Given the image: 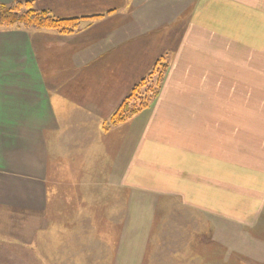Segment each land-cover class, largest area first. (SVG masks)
Wrapping results in <instances>:
<instances>
[{
  "label": "crops",
  "instance_id": "obj_1",
  "mask_svg": "<svg viewBox=\"0 0 264 264\" xmlns=\"http://www.w3.org/2000/svg\"><path fill=\"white\" fill-rule=\"evenodd\" d=\"M14 1L105 16L69 36L0 30V249L264 264V0ZM170 48L159 97L106 129Z\"/></svg>",
  "mask_w": 264,
  "mask_h": 264
},
{
  "label": "trees",
  "instance_id": "obj_2",
  "mask_svg": "<svg viewBox=\"0 0 264 264\" xmlns=\"http://www.w3.org/2000/svg\"><path fill=\"white\" fill-rule=\"evenodd\" d=\"M102 16L56 17L47 10L36 9L30 1H14L11 4L0 2V30L34 28L54 30L62 35H72L77 33L83 25L90 24ZM166 71L167 67L162 62H158L155 69L137 83L132 92L121 102L105 128L108 129L112 125L124 122L150 107L159 94ZM155 76L157 85L151 84ZM144 89L143 95L140 91Z\"/></svg>",
  "mask_w": 264,
  "mask_h": 264
},
{
  "label": "rangeland",
  "instance_id": "obj_3",
  "mask_svg": "<svg viewBox=\"0 0 264 264\" xmlns=\"http://www.w3.org/2000/svg\"><path fill=\"white\" fill-rule=\"evenodd\" d=\"M36 9H38V10H43V9H39V8H37L35 5H33ZM130 10V9H129ZM128 11V10H127ZM113 12L114 11H109L108 12V14L110 13V14H113ZM52 14V13H51ZM53 15V14H52ZM93 15H103V14H100V13H95V14H92V15H80V16H93ZM105 15H103L102 17H100L99 19H95V20H93L90 24H92V23H94V22H97V21H99L100 19H102L103 17H104ZM70 17H73V16H70ZM86 25H88V24H85V25H83L82 26V28L84 27V26H86ZM81 28V29H82ZM29 29H34V28H29ZM80 29V30H81ZM5 30H13V28H9V29H5ZM19 30H23V29H19ZM35 30H39V31H52V32H56V31H54V30H46V29H35ZM79 30V31H80ZM78 31V32H79ZM57 34H59V35H62V34H60V33H58V32H56ZM64 36H69V35H64ZM200 48V47H199ZM172 52H173V49L172 48H170V49H165V51H164V53H162L161 54V56L156 60V62L154 63V65L151 67V69L137 82V83H139L143 78H145L147 75H149V73L153 70V69H155V67L157 66V63L158 62H162L164 65H165V67H167V71H166V73H165V75H164V80H163V82H162V84H161V86H160V91H159V94H158V96L155 98V100L159 97V95H160V93H161V90L163 89V87H164V85H165V83H166V80H167V77H168V74H169V71L173 68V54H172ZM194 65V63L193 64H191V66H193ZM159 68V67H158ZM156 76L154 77V79H153V82L151 83V84H155V85H157V82H156ZM137 83L135 84V85H137ZM135 85H134V87H135ZM133 87V88H134ZM133 88L131 89V91L127 94V96L132 92V90H133ZM140 93L141 94H143L144 95V93H145V89L141 92L140 91ZM126 96V97H127ZM125 97V98H126ZM153 103V102H152ZM151 103V104H152ZM149 108V107H148ZM257 109H260V110H263L264 109V107H257ZM20 236H22V235H20ZM3 248V247H2ZM0 249V264H12L11 262H9V260L8 259H14L15 260V262H16V264H22L21 263V261H20V258H31V257H33V259L34 258H37V257H39V255L38 254H35V252H34V250H32V252H28L27 250L25 251V250H22V249H14V250H11V249H6V248H3V249ZM31 254V255H30ZM230 254V253H229ZM32 258H31V260H33ZM227 259L229 260V261H232V260H234L235 261V263L236 264H242L244 261L243 260H241L239 257H232L231 255H228L227 256ZM29 264V263H28Z\"/></svg>",
  "mask_w": 264,
  "mask_h": 264
}]
</instances>
